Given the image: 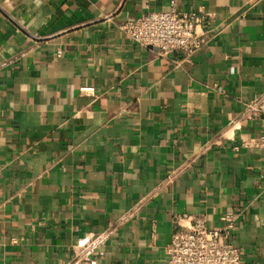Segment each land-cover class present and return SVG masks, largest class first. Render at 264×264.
<instances>
[{
  "label": "crops",
  "instance_id": "obj_1",
  "mask_svg": "<svg viewBox=\"0 0 264 264\" xmlns=\"http://www.w3.org/2000/svg\"><path fill=\"white\" fill-rule=\"evenodd\" d=\"M171 4L208 19L191 62L119 29ZM262 94L264 0H0V264H166L229 210L264 264Z\"/></svg>",
  "mask_w": 264,
  "mask_h": 264
},
{
  "label": "built area",
  "instance_id": "obj_2",
  "mask_svg": "<svg viewBox=\"0 0 264 264\" xmlns=\"http://www.w3.org/2000/svg\"><path fill=\"white\" fill-rule=\"evenodd\" d=\"M207 24L206 15L180 12L171 4L165 10H148L128 19L119 24V29L141 48H153L159 56L174 53L182 61L191 62L205 42L202 28ZM92 89L82 87L81 91ZM246 107L247 112H254L260 118L262 133L254 144L264 147V94L250 100ZM235 219L236 210H229L223 215L221 227L208 228L198 223L188 230L173 232L164 248L166 264H239L240 248L231 239ZM102 239L101 236L87 239L78 256L90 254L101 245Z\"/></svg>",
  "mask_w": 264,
  "mask_h": 264
}]
</instances>
